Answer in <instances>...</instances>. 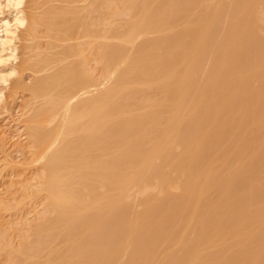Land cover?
Instances as JSON below:
<instances>
[{"label": "bare ground", "instance_id": "6f19581e", "mask_svg": "<svg viewBox=\"0 0 264 264\" xmlns=\"http://www.w3.org/2000/svg\"><path fill=\"white\" fill-rule=\"evenodd\" d=\"M18 2L0 0V111L27 92L49 215L14 258L264 264V0Z\"/></svg>", "mask_w": 264, "mask_h": 264}, {"label": "rangeland", "instance_id": "374dc122", "mask_svg": "<svg viewBox=\"0 0 264 264\" xmlns=\"http://www.w3.org/2000/svg\"><path fill=\"white\" fill-rule=\"evenodd\" d=\"M263 11H264V9L261 10V15H262V19H263V22H264V12ZM30 74L31 73H29V72H25L24 73V75L22 77L23 79H25V80H23V82L25 81L24 83H26V82L30 83V80H31V75ZM25 95L27 96V92H22L21 90H18L16 93H14L13 95L10 96L11 97L10 101H9L10 97L8 98V103H7L8 105L6 106L5 111L4 110L0 111V136H1L0 137V139H1L0 140V190L2 189L3 190L2 192H4V193H1V191H0V202L1 201L3 202V203L2 202L0 203V221L4 222V224H3V222H0V231H1V233H0V244H1L0 245V262H2L0 264H9V263L10 264H34V263L39 262L40 259H37V258L25 260V258H27V257H24V256H22L19 259H17L18 260L17 261L14 258V255L12 253H10V252H11V248L13 246L14 247L17 246V245L19 246L21 243L24 242L23 241V237L24 236H28L30 234L29 228H30L31 225H33L34 223H37V221L40 222L41 221L40 218H44V217H47L49 215L47 209H44V208H46V202H47L46 198L44 197L45 195L43 193H37V191H36V190H38L39 185L37 184V181H38L37 178L38 177L36 176V178H35V175H38L39 171L36 170V168H38V164L33 163V162H35V156H34V153H33L34 152L33 150H35V149L29 144V140L27 138V129H26V124H25V119H26L25 101L27 100V97ZM22 125H25V126L22 127ZM4 132H5V135H4ZM11 135H13V136H11ZM14 137H16V138H14ZM3 138L6 139V140H4ZM18 138L20 140H18ZM20 141H21V143H20ZM15 144L17 146H15ZM24 144H25L26 147L24 146ZM24 148H25V150H23ZM2 152H4L5 154L2 153ZM6 154L11 156L10 159H9V156L6 155ZM33 156H34V159H32L29 162V158H33ZM11 158H12V160L13 159L14 160L12 161ZM4 176H5V178H4ZM28 177H29V180H31V181H29V183L31 182L30 184H31V188L32 189L30 188V185L28 184V181H26V178L28 179ZM30 177H31V179H30ZM172 177H175V175L172 174ZM34 179H35V182H34ZM24 180L26 182H23ZM10 181L13 183V187H11L12 186L11 183H9L10 184V186H9L8 182H10ZM14 181H16V182H18L20 184H17ZM24 183H25V185L28 186V188L27 187L25 188V185L24 186L21 185V184H24ZM33 184L35 186H37L36 187L37 189H35V186ZM21 187L22 188L24 187L23 188L24 190ZM20 190H22V191H20ZM148 191H150L151 193L158 192V190L156 188H151ZM11 192H12V197L9 196V194H11ZM169 192L176 193L177 191H176V189H174V187H172V188L169 189ZM130 193H131V199H135V198L139 197V195L136 192V190H132ZM14 194L16 196L18 195L17 196L18 199H17V197ZM26 197H28L29 200L26 199ZM16 199H17V201H16ZM4 200L7 201L6 204H5ZM20 201H21V203H20ZM42 201H43V203H42ZM4 205H5V207H4ZM1 207H3V209L5 208V210L2 211ZM41 211H42V214L40 213ZM37 213H38V216H35V215H37ZM41 215L43 217H40ZM36 217L39 220L36 219ZM22 219H24V220L26 219V220L24 221ZM21 220H22V222L24 221L23 222L24 224L21 222L22 225L20 224ZM27 220H29V223L26 222ZM15 221H16V223H13ZM25 222H26V225H25ZM17 226H19V227H17ZM4 227H5L6 230L4 229ZM15 227H17V229ZM1 228H3V229H1ZM20 237L22 238V242L18 241ZM21 238H20V240H21ZM1 239L5 240V241H3ZM28 239H31V238L29 237ZM7 240H8V242H6ZM7 243H10V244L14 243V244L10 245V244H7ZM6 244L8 245V247H11V248L7 249V245ZM2 247H3V249H2ZM167 250H168V248H164V249L162 248L158 252L156 258L154 259L155 264H157L159 261H161L160 258H162V257L164 258L165 257V253L168 252ZM6 255H7V257H6ZM43 255L44 254L42 253L41 256H43ZM15 260L17 262H15ZM3 261H5V262H3Z\"/></svg>", "mask_w": 264, "mask_h": 264}, {"label": "snow or ice", "instance_id": "6c2138e0", "mask_svg": "<svg viewBox=\"0 0 264 264\" xmlns=\"http://www.w3.org/2000/svg\"><path fill=\"white\" fill-rule=\"evenodd\" d=\"M10 6H11V5H10ZM15 6H16V7H19V6H20L18 0H17V3H16ZM0 15H2V6H0ZM6 22H7V21H6ZM17 22H18V23L20 22L19 19L17 20Z\"/></svg>", "mask_w": 264, "mask_h": 264}]
</instances>
